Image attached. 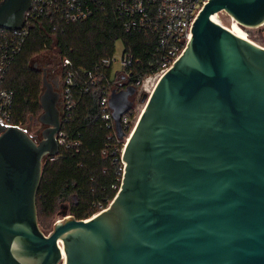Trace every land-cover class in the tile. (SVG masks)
Instances as JSON below:
<instances>
[{
	"label": "water",
	"instance_id": "obj_1",
	"mask_svg": "<svg viewBox=\"0 0 264 264\" xmlns=\"http://www.w3.org/2000/svg\"><path fill=\"white\" fill-rule=\"evenodd\" d=\"M31 4L2 0L0 27L21 29ZM221 13L259 28L264 0L205 5L183 54L143 97L115 198L47 235L36 196L44 160L60 151L62 115L44 71L41 138L0 121V264H264V47ZM135 93L109 100L121 139Z\"/></svg>",
	"mask_w": 264,
	"mask_h": 264
},
{
	"label": "trees",
	"instance_id": "obj_2",
	"mask_svg": "<svg viewBox=\"0 0 264 264\" xmlns=\"http://www.w3.org/2000/svg\"><path fill=\"white\" fill-rule=\"evenodd\" d=\"M118 41L123 44V53H130L133 60H139L133 63L130 75L146 78L155 72L156 37L126 33L117 15L108 10L76 23L57 17L33 20L29 35L5 76L4 87L14 93L11 124L24 127L42 110L40 95L45 68L36 65L35 60L54 49L63 80L68 71L74 74V107L69 115L65 114L61 130L77 140L79 146L73 152L61 147L59 159L46 158L43 162L36 196L40 226L67 203L74 218L90 219L105 210L119 191L120 154H114L115 136L102 118L100 105L105 86L100 63L115 55ZM65 59L71 63L67 67L63 66ZM88 73H92L97 82L90 92L85 91L91 84Z\"/></svg>",
	"mask_w": 264,
	"mask_h": 264
},
{
	"label": "built area",
	"instance_id": "obj_3",
	"mask_svg": "<svg viewBox=\"0 0 264 264\" xmlns=\"http://www.w3.org/2000/svg\"><path fill=\"white\" fill-rule=\"evenodd\" d=\"M2 0H0L1 2ZM210 0H32L31 8L26 13L25 25L21 29H6L0 27V121L6 125L11 124L13 115L14 93L4 87L5 76L18 51L26 41L30 25L33 20L55 17L68 23H76L87 20L100 11H113L117 15L124 31L130 33L152 34L156 37V51L153 57L156 60V70L146 78L130 75L132 65L136 61L130 53H123L119 62L121 72H117L112 78L114 67L118 63L115 55L105 58L100 63L101 78L105 80L104 94L101 98L102 118L107 126L113 130L115 136L114 154L119 153V161L122 165L120 186L124 172L122 160L125 144L128 143L131 132L140 119L141 113L136 109L122 116L121 122L125 132L124 138H119L116 131V123L113 119V110L109 100L112 92L135 87L137 91H145L151 95L160 78L168 72L185 51L191 37L193 23L200 12ZM65 59L63 66L70 65ZM108 74V76H107ZM73 76L67 72L63 80L62 88V121L65 114L69 115L74 107L72 99ZM90 85L85 88L90 92L96 85L92 73H88ZM100 76V73H99ZM153 81L152 85H149ZM151 87V88H150ZM148 95V96H149ZM21 127V126H19ZM59 147L67 151H75L79 142L71 139L66 132L60 130L57 134ZM51 161L59 159V154L49 158ZM118 160V159H116ZM120 189V187H119ZM107 209V208H106Z\"/></svg>",
	"mask_w": 264,
	"mask_h": 264
},
{
	"label": "rangeland",
	"instance_id": "obj_4",
	"mask_svg": "<svg viewBox=\"0 0 264 264\" xmlns=\"http://www.w3.org/2000/svg\"><path fill=\"white\" fill-rule=\"evenodd\" d=\"M219 15L229 27H233L232 18L229 15H227L226 13H221ZM242 29L245 31V34L248 36V38L251 41H253L254 43H256L262 47H264V25L259 27V28H244V27H242ZM123 52H124L123 44H122V42L118 41L116 44V53H115V58L118 59V63L114 67V72L112 75L113 79L115 78V75L117 72L122 71L121 68L119 67V62L122 58ZM57 58H58V56H57L55 50L50 49V50L44 52L41 57H38L35 60L36 65H42L45 69H46V67H48V63H49V68H47V73H46V79L50 83H54V79L57 76H60V74L62 73L60 61ZM152 83H153V81H151L149 85H152ZM44 90H45L44 87H42V92ZM145 94L149 95L148 92L137 91L132 97H130V100H132L134 102V105L131 108V110L136 109V113H140L144 109L146 103L143 102V97ZM41 113H42V110L39 112V114L37 116L32 117L28 121L27 125L24 126V127H26V130L28 131V133L30 135L35 133L39 129L41 124L39 123L38 118H39ZM68 205H69V203H67L66 206H63V208L59 209L54 216L46 218L44 220V224L41 223L42 225L40 227L46 235L53 231L55 223L58 220L63 219L65 216L70 215ZM70 216H72V215H70Z\"/></svg>",
	"mask_w": 264,
	"mask_h": 264
},
{
	"label": "flooded vegetation",
	"instance_id": "obj_5",
	"mask_svg": "<svg viewBox=\"0 0 264 264\" xmlns=\"http://www.w3.org/2000/svg\"><path fill=\"white\" fill-rule=\"evenodd\" d=\"M46 70V69H44ZM47 72V70H46ZM54 87L56 89V91L59 94V109L61 110V106H62V88H63V77H62V73L60 74V76H57L54 79ZM44 127L42 125H40L39 129L31 134L32 137H34L36 140H39L41 138V131Z\"/></svg>",
	"mask_w": 264,
	"mask_h": 264
},
{
	"label": "bare ground",
	"instance_id": "obj_6",
	"mask_svg": "<svg viewBox=\"0 0 264 264\" xmlns=\"http://www.w3.org/2000/svg\"><path fill=\"white\" fill-rule=\"evenodd\" d=\"M232 25H233V27H229V28L234 34H236V35H238L244 39L250 40L248 38V36L245 34V31L242 29V27L234 19H232ZM62 250H63V247H62ZM63 255L65 256L64 251H63Z\"/></svg>",
	"mask_w": 264,
	"mask_h": 264
}]
</instances>
